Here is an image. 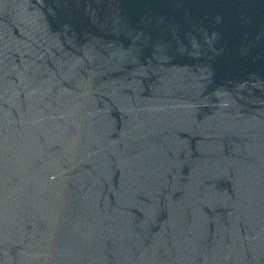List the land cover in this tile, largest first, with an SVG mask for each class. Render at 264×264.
Segmentation results:
<instances>
[{
  "label": "water",
  "instance_id": "95a60500",
  "mask_svg": "<svg viewBox=\"0 0 264 264\" xmlns=\"http://www.w3.org/2000/svg\"><path fill=\"white\" fill-rule=\"evenodd\" d=\"M0 264H264V0H0Z\"/></svg>",
  "mask_w": 264,
  "mask_h": 264
}]
</instances>
